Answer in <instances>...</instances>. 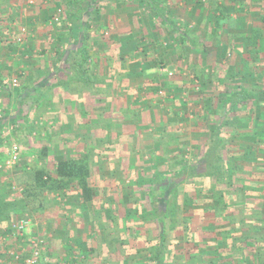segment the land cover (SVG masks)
<instances>
[{
  "label": "crops",
  "instance_id": "1",
  "mask_svg": "<svg viewBox=\"0 0 264 264\" xmlns=\"http://www.w3.org/2000/svg\"><path fill=\"white\" fill-rule=\"evenodd\" d=\"M141 1L145 3L144 5L146 8L152 13L151 15L154 22L157 24L163 23L165 26L169 27L171 34L173 33V36H175V39H173L174 42L169 40V43L166 38L170 36L168 34L169 31L168 33L167 31L165 32L167 36H165L164 39L160 37L157 38L155 35L152 36V33H149L147 30L146 19H141L138 24H135V18H131V23L130 21L125 22L122 21L120 16L116 17L115 13L113 14L115 18L112 19L113 23H110L109 29L112 33V37L99 40L98 36H102L103 34L104 23L96 21L98 14H92L90 18H87V28L85 32V44L87 49H89V51H86V54L89 55L86 63V72L90 80H84L82 82L72 79L71 82H69L68 80L70 79H67V77L72 76L73 71L68 69V63L63 67L62 63L58 61L64 58L70 60L71 56L68 55V48L71 44L75 43L78 36H80L78 34L77 22L80 21L81 18L73 16V18L69 19L67 15L72 8L78 11V13L84 11L83 7L87 1L0 0V123L2 124L0 129V204L7 199L13 200L21 190L20 187L13 188L16 185L14 184L15 172L17 171L14 168L15 165L24 166L26 169L34 166H45L48 170L52 171L54 169L55 158H67L75 154V150L72 148L74 144L78 145V152L82 149H85V151L91 149L93 151L92 153L97 155L99 150L98 147H96V142L99 140L100 121L101 125L106 124V128H104L107 129L106 139L108 143L115 139H126V137L127 139L139 138L135 132V123H145V125H143L144 133L141 134V136L142 138L144 137L143 139L146 141H144L142 146H144L145 149L149 147L148 145L153 149L155 147L157 149H162L163 146H155L153 142L148 143L147 137L149 133L146 132L151 130V127L147 128L149 125L148 123H150V125H158L160 124L159 122L163 121V118L160 117L163 98H168V100L173 101L174 98L176 99L174 93L179 91L180 93H184L190 84L194 85V89H187V91L195 92L199 96H201L199 94L201 91L208 92V86H206V84L205 86L200 85V83H202V77L205 78V76L208 75V79L205 80H209V76H212L209 69L211 66L205 63V59L208 60V54L202 53L203 55H199L198 57V53L193 54L192 51H206L207 47L205 43L209 38L210 43L215 46L214 49L216 48L218 50L213 52V54H209L211 62H213L212 66L218 68L216 66L225 65L223 58L230 54L222 51L223 48L221 45H228V47L230 46V48L235 49L234 47H239L245 43L249 44L255 31L259 30L258 27L254 28L252 26L251 21L252 19H259V14H263L262 12H264V0H214L213 7L212 5L206 6V3L201 4L199 0L198 3L202 6H195L193 2L195 0H188L187 9H185L186 15H188L187 19L174 17L175 21L182 23L188 29L189 41H184L181 40L179 35L176 33L174 34L173 29L168 23L158 20L147 1ZM155 1L159 3L168 14V9L165 8V5H163L164 3H161L159 0ZM182 3L183 2L180 1L179 5ZM98 4L99 3L96 5L92 2L90 11L96 5L94 12L100 13L102 7H98ZM216 7H218L217 9L221 12H216L218 11H215ZM168 15L170 16V14ZM193 15H195V18ZM192 16L193 18H191ZM261 17L264 21V15H261ZM126 23H129V25ZM20 26L26 27L27 32L25 34L19 31ZM134 26L138 28V33H135V35L131 33ZM148 28H152V25L148 26ZM263 33L262 30V36L264 37ZM18 37L23 38V43L16 40ZM259 41L260 40L257 42ZM180 48L186 50V56L183 57V59L186 62L185 68L192 74L191 81L180 82L178 78L176 79L178 74H174V83H171L169 81L172 79L170 77L172 74L171 71L168 73H159L155 71L157 72L158 81L152 86L148 85L147 82L145 83V78L151 76L150 74L147 75V73L151 72L150 69L153 68L146 66V60H148L149 55L155 58L156 56H160L162 59L163 56L172 54L173 51V53H175L176 50L178 51ZM165 49L169 50V52L166 53L164 51ZM180 52H182V49H180ZM255 57L256 55H252V58L258 62L257 59H259V57ZM179 58L182 57L179 56ZM96 59H100L101 61H99L97 65H94ZM116 59L122 62V68L126 70L124 69L125 71L119 74L118 77L116 75L117 79L114 77V79H116L114 81L116 82L111 89V99L108 98L109 102H111V106L114 104V106H112L114 110L112 111V109L110 110L108 108L110 113L107 112L108 116L102 117L100 120V115H103L104 106H99V96L97 98V95L94 94H107L109 89L107 85V89L105 88L104 91L103 88L100 89L97 77L100 74L107 77L114 76L119 68L118 66L116 69V64L113 62ZM189 59H191L192 62L187 64ZM254 65L258 68L257 63ZM254 65L252 66L254 67ZM201 69L203 70L201 71ZM161 70L165 71V69ZM214 70L217 71V69ZM242 71L240 68L233 70L231 75L234 77H241L243 74ZM218 74L221 73L218 72ZM12 75L19 76V80L21 81L14 93L7 87L8 84L5 83L7 79H4ZM232 76H228L230 80L233 78ZM142 80L144 83H142ZM88 83L89 85H87ZM184 84H187L188 87H186V85L184 86ZM240 85H242V83L229 84L224 93L226 94L227 90L236 89ZM244 86H246V84ZM181 87H183L182 90ZM173 90L174 93H172ZM136 92L139 95L135 94L132 96V94ZM145 93H154L157 94V96L160 95L158 99L160 98L161 100L154 101L149 99L150 97L148 98V95ZM121 100L122 103H120ZM136 100L139 105L138 103L135 104ZM116 101L120 104H116ZM130 102H134L132 103L133 106L129 108L131 113L133 114L139 110L142 112L140 114L143 116H139V114L136 116L133 114L134 116H132V119L130 118L131 116H121L120 112L123 113L122 107H125V105ZM177 102L183 106L188 104L185 101L177 100L176 103ZM176 103H174V106ZM202 105L209 108L208 104L204 105L202 103ZM97 107L98 111H96ZM99 107H101L100 111ZM145 112L148 113V115ZM107 113H104V115ZM150 113L156 115V118H152L149 115ZM115 115L118 116L114 117ZM190 121L192 122V120ZM118 123L123 124V127L121 129L116 128V131H114L111 127H114ZM124 125H126L128 130H125L126 127ZM178 128L180 129V127ZM82 132L86 134L85 138L83 134H81ZM178 136L174 131V146L165 147V151L169 148L170 151L172 150L170 152V154L172 153L171 156H174V148L183 147L185 145L182 140H187L185 148H190L194 143H192V141L189 142V139L194 137L183 135L185 137L182 139V136ZM68 140L69 143L66 144V146L69 147L71 143L73 144L72 147H69L67 150L64 146V142ZM13 143H16L19 147L20 159L12 168L6 169L3 162ZM115 150H117V148ZM119 150H123L122 147ZM136 150L137 149H135V151ZM110 152L111 151H108V153ZM125 153L126 150L122 151V156ZM154 153L158 155L159 149L158 151L155 149ZM114 154L120 155L121 153L116 152ZM110 155H112V153L107 156L110 157ZM136 156H139V154H136ZM135 164L134 160V164L131 163L129 168H135ZM182 165L184 164L182 163ZM178 168L179 167H174L170 172ZM14 189H17L18 193H14ZM54 198L56 203L62 205L65 203L66 208L77 206L78 210L74 214V220L70 221V216L72 215H68V217L66 213V219H68V221L59 223L60 225L54 231L49 227L43 231L41 239L45 240V250L42 253L40 264L46 261L53 264L50 258L51 256H49L50 245L53 246L52 244H54L53 247L56 249L60 247L62 249L61 252L67 255L69 254V252H67L69 247L73 250L76 249V251H80V249L83 250V248H87V245L91 246L88 243L89 240L86 233L83 232L81 234L80 232L82 230V227H80L81 221L86 224L87 219L84 215L87 214L88 216V212L82 209V205L79 201L73 198L69 199L68 195L64 197L55 196ZM42 210H44V215H47V212L49 213L47 207H44ZM8 213L7 211H3L0 215V217H2L0 218V236L3 235L0 238L3 239H5V236L9 237L10 235H15L13 231H11V233L8 232L7 222L3 219H8L9 217L11 219V224H13L20 218L18 210L10 211L9 215ZM30 217L33 224L28 233L24 236V240L28 238L34 239L33 236L37 232V229H35L37 221L35 223L34 220L36 219H34L31 214ZM87 234L89 235V233ZM15 236L17 237V235ZM24 242L25 241H23V243ZM47 242H49V247ZM56 244L58 246H56ZM0 248H4L6 253L12 251V248L7 244H3V247L1 246ZM1 253L4 252L1 251ZM72 254L77 261L80 256L78 255L77 258L74 253ZM67 255L63 257L66 260L70 257ZM5 256L8 255L6 254ZM2 257L1 254L0 264H5ZM64 260L63 264H67L66 260ZM18 263L20 264V262Z\"/></svg>",
  "mask_w": 264,
  "mask_h": 264
},
{
  "label": "trees",
  "instance_id": "2",
  "mask_svg": "<svg viewBox=\"0 0 264 264\" xmlns=\"http://www.w3.org/2000/svg\"><path fill=\"white\" fill-rule=\"evenodd\" d=\"M84 1L97 5L96 0ZM145 1L150 4L158 20L168 23L181 40L189 41L188 29L182 23L171 18L155 0ZM87 8L89 10L86 12L79 13L72 8L67 15L69 19L73 16L81 18L77 22L80 36L68 48L70 60L64 58L58 61L63 67L68 63V69L73 71L72 76L67 77L69 82L72 79L82 82L90 80L86 72L89 58L86 51L89 49L85 44V32L87 18L95 12L90 11V4ZM217 8L215 11L221 12ZM260 36V31L256 30L247 46L258 48ZM99 61L101 60L96 59L94 65ZM262 93V90L254 91L242 84L236 89L227 90L220 97L216 104L221 107L219 119L208 130L207 138L199 146L194 144L196 148H200L197 160L169 172L166 180L164 179L167 186L163 185L160 190L156 191L152 183L145 187L154 220L158 222L157 233L153 237L141 234L138 230L142 223H136V227H129L132 229V233L128 235L130 239L124 238L121 232L127 233L128 226L125 225L119 234L117 227L119 224H126V220L116 219L109 214L111 225L101 223L103 229L99 230L100 243L107 246L108 254L118 253L121 264H142L141 253L146 252V264H264V115L252 116L255 108L260 106L259 102H264ZM239 109L247 113L245 117H234ZM230 116L233 118L229 121ZM242 121L250 125L249 129L239 133L238 124ZM1 125L0 123V129ZM105 126L106 124L102 125V128ZM226 126L231 127V132L235 134L225 132ZM92 152L89 149L76 156L55 158L52 171L45 166L23 168L27 178L18 184L21 190L13 200L7 199L0 204V215L3 211L10 213L18 210L19 216L23 217L30 211L42 210L46 207L49 194L63 197L68 195L69 199L79 201L84 211L91 212L96 203L104 202L98 197V188L90 182V164L95 157ZM208 180L213 181V184L208 185ZM157 199L162 200L164 207L156 205ZM182 205L190 206V209L183 211ZM101 208L109 212L115 210L114 205ZM126 212L130 217V212ZM131 217L135 218L134 215ZM167 217L171 220L174 218V230L180 227V248L169 246L165 221ZM3 220H6L8 232L11 233V219L8 217ZM209 222L215 226L207 227ZM85 250L81 251L82 254L76 261L72 256L74 250L69 247V254L65 253V256L70 257L64 259L67 264H85L87 259L100 254L92 246ZM24 257L25 255L19 261L20 264H23L21 261ZM105 262L119 264L108 260Z\"/></svg>",
  "mask_w": 264,
  "mask_h": 264
},
{
  "label": "rangeland",
  "instance_id": "3",
  "mask_svg": "<svg viewBox=\"0 0 264 264\" xmlns=\"http://www.w3.org/2000/svg\"><path fill=\"white\" fill-rule=\"evenodd\" d=\"M97 1H98L97 3H99L98 7H102V9H100V13H94L95 15L98 14L97 16L98 18L96 21H100L104 23V28L102 32L103 34L102 36H98L99 40H105L107 38L112 37V33L110 32L109 29H110V23L111 24L113 23L112 19L115 18L113 17V14L115 13L116 17L120 16L122 18V21H125V22H129L132 17L135 18L134 20L135 24H138L141 19H146L147 30L149 33H152V36L155 35L157 38L160 37L164 39V37L167 36L165 32L167 31L168 33L169 31L168 34L170 36L169 38L168 37L166 38L169 43L170 41L174 42L173 39H175L174 38L175 36H173V33L171 34V30L169 29V27L165 26L163 23L157 24L156 22H154L152 19V15H151L152 13L149 12V10L144 5L145 3L143 1L141 0H97ZM159 1L161 3L162 2L164 3L163 5H165V8L168 9L167 11H168V14H170L171 18L174 19V17L176 18L182 17L184 19H187L188 15H186L185 9H187L188 0H159ZM180 1L183 3L179 5ZM199 1L198 0L193 1L195 3V6L198 5L199 7H201L202 6L201 4L203 3L204 4L206 3V6L207 5H212V7L214 6V2H213L214 0H209V2L208 0H205V1L199 0ZM198 2L201 4H199ZM89 4L91 5V3L89 2L85 3V6L83 7L84 9L83 12H86L87 10H89L87 8ZM94 8L92 9V12ZM262 13L263 14H259L258 16L259 19H252L251 21L252 26L254 28L258 27L260 31V35H261L259 39L260 43L258 42L259 47L257 49L247 46V43L239 47L238 46L234 47L235 49L230 48V46L228 47V45L226 46L221 45V47L223 48L222 51H225L226 53H229L230 55L225 56L223 58L225 61V65H218L217 63L218 66L216 67L218 68H214L212 66L213 62H211L209 54H213V52H215L217 49L216 48L214 49L215 46L214 44L212 45L210 43L209 38L206 40V43H205L207 47L206 51L203 50V52L201 51L199 52L198 50H195V51L191 50L193 54L198 53L197 54L198 57L199 55L202 56L203 54H208L207 56L208 60L205 59V63L206 65L211 66L209 69H210V72L212 73V76L211 75H210L211 77L209 76V80H205V79H208V75H206L205 78L202 77V83H200V85L205 86L206 84V86H208L207 87L208 92L206 93V92L201 91L199 92L201 96H199L197 95V93L189 91L190 89L191 90L194 89V85L190 84L188 87L187 84H184V86L186 85V87H188L186 88V91L184 93H180L179 90H178L179 92H175V93L173 90L172 93L176 95V99L174 98V100L185 101L188 104L183 106L179 104V102L176 103V101L174 100L170 101L168 100V98H166L167 100L163 98L161 102L162 103V108H161L162 113L160 115V117L163 118V121L159 122L160 124L158 125H154V124L150 125V123H148L149 125L147 128L151 127V130L150 131L148 130V132H146V133H149L147 137L148 143L153 142L155 146H163L162 149L158 148L159 149L158 155L154 153L155 149L156 151H158L156 147L153 149L150 145H148L149 147L145 149L144 146H142L144 141H146L143 139L144 137L142 138L141 136V134L144 133L143 125H145V123H141V124L135 123V126H136L135 132L139 138L127 139L126 137V139H118V140L115 139L108 143L106 139L107 129H105L106 127L102 128V125L104 124L101 125V121H100L99 138H98L99 140L96 142V147H98L99 152L97 155H94L95 157H93L91 164H90L91 165L90 182L98 188V191H99L98 197H100V199L104 200V202L106 203L102 201H100L99 203H96V205L94 206V209H92L93 211L92 210L91 212L87 211L88 216L87 214L84 215V217H86L87 219L86 224H84L81 221L80 227H82V230H83V231L82 230L80 231L81 234L85 232L89 240L88 243L92 247H95L98 251H100V254H98L97 256L87 259L85 264H106L105 262L106 260H108L111 263L112 262L118 263L119 260L121 259L118 253L108 254V249L106 248L107 246L102 245L100 243L101 238H100L99 230L103 229L101 226V223L106 222L109 225H111V223H109V220H108L109 214H112L113 216H115L116 219H121L122 221L126 220V224H121V225L119 224V226L117 227L118 229L117 234L120 233L121 229L123 230L125 225H127L128 228L129 227L133 228V227H136L137 225L136 223H142L141 228H139L138 230L141 234H144V235L147 234V236L149 235V237L150 236L153 237L157 233L158 222L157 220H154L152 210L150 209V206H149L148 197L145 195L146 194L145 187L148 185V183H152V186L156 189V191L160 190L163 185L167 186L164 179L166 180L165 176L169 175L168 173L170 172V170L174 169V167H180L182 163L183 164L192 163L195 160H197V155L200 151V148H196L194 144L199 146L200 143H202L205 140V138H207L208 130H211L214 127V124L216 123V121L219 119L221 107L216 105V102L218 103V101L220 100V97L223 96V93L225 89L228 88L227 86L229 84H239V83L241 84L242 83L243 85L246 84L247 87L254 89V91L262 90L264 92V37L262 36V30L264 32V28H263L264 21L262 20V17H261V15H264V12ZM193 16L195 18V15ZM193 16L191 18H193ZM212 21H213V18H212ZM131 22L132 21H130V23ZM126 24L129 25V23H126ZM150 25H152V28H148V26ZM19 31H22L23 34H25L27 32V29L24 26H20ZM131 33H133L134 35L135 33H138V28L134 26L133 31ZM18 39H21V42L23 43L22 37H18L16 40L18 41ZM180 49H182V52H180ZM180 49L178 50L179 52L176 50V52L173 53L174 52L173 51L172 54H168L167 56L165 55L163 56L162 59L160 56H156L155 58L149 55L148 60H146L148 65L146 64V66L153 67V68L150 69L151 72L147 73V75L149 74L151 75L150 76L151 78L147 76L145 78V83L147 82L148 85L152 86L154 85L156 81H158L157 79L158 76L156 75L157 72L168 73L170 71L172 73L170 75L172 79L169 80L171 83H174V74L175 75L178 74L176 79L178 78L180 82H183V81L188 82V80L191 81L192 74L187 71L188 70L187 68H185L186 62L183 59V57L186 56L185 54L186 50H184L183 48H180ZM164 51L166 53L169 52V50L167 49H165ZM252 55L253 56L256 55L255 58H257V56L259 57V59H257L258 62L252 58ZM179 56L182 58H179ZM174 57L176 60L174 59ZM113 62L116 64V69L119 66L118 72L114 76L107 77L105 75L100 74L97 77L99 87L103 88V91H104L107 85L109 89L107 94L106 93L105 94H100V93L94 94V95H97V98L99 96V106H104L103 115H100L101 117L100 120L102 119V117H107L108 116L107 112L110 113L112 106H114V104L111 106V102H109L108 100V98L111 99V93H112L111 89L113 88V85L116 82L114 80L117 79L119 74H122L123 71L126 70L125 68H122L123 64L120 60L116 59ZM187 62H188L187 64H190L192 60L189 59ZM256 63L258 64L257 66L258 68H256V66L254 65ZM252 65H254L255 68ZM239 68L241 69V71L243 70L242 71L243 74L241 75V77L232 76L231 72ZM161 69H165V71ZM214 69H217V71H215ZM202 70L203 69H201V71ZM212 71H214L215 73ZM218 72H220L221 74H218ZM229 75L230 77L231 76L233 77L231 80H230V77H228ZM12 77L18 78V85H19L21 82L19 80L20 78L19 76L12 75L10 77H5L4 79L5 80L9 78L11 79ZM114 77L116 79H114ZM142 83H144L143 80H142ZM6 84H8L7 87H9L11 91H13V93L16 92V88L18 86L13 87L9 83H6ZM182 88L183 87H181V90ZM187 89L189 90L187 91ZM135 94H138V93L137 92L133 93L132 96ZM145 94L148 95V98L150 97L149 99H152L154 101L161 100L160 98L158 99L160 95L157 96V94H154V93H145ZM118 103L119 102H117L116 104ZM120 103H122V100L120 101ZM132 103L134 102H130L129 104H126L125 107L124 106L122 107L123 113L120 112L122 117L123 115H126L128 117L131 116L130 118L132 119V116L134 115L137 116L139 114V116L140 115L143 116L142 114H140L142 112L139 111L138 109H137L138 110L137 112L133 113L134 115L131 113V110H129V108L133 106ZM137 103L138 102L136 100L135 104ZM174 103H176L175 106H174ZM202 103L204 105L208 104L209 108L204 107ZM259 103H260V106H257V108H255V112H253L254 114L252 113L253 117L255 115L256 116L264 115V102H259ZM100 110H101V107H99V111ZM113 110L114 109H112V111ZM96 111H98V107L96 108ZM175 112H176V115H175ZM104 113H107V114L104 115ZM146 114L148 115V113ZM246 114L247 113L245 111H241L239 109V111L235 113L234 117H238V116L245 117ZM149 115L152 118L153 117L156 118V115H154L153 113H150ZM117 116L118 115H115L114 117H117ZM232 118L233 116H230L229 121L232 120ZM190 120H192V122ZM122 125L123 124L118 123L114 127L112 126L111 128L114 131H116L115 129L116 128L121 129L123 127ZM249 125L246 124L244 121L238 124V126L240 127V129L238 130L239 133L244 132L245 130L249 129L248 127ZM124 126L126 127V125ZM178 127H180V129ZM125 130H128L127 127L125 128ZM174 131L177 134V136L178 135L182 136V139L185 136L194 137L192 138L193 140L189 139V142L192 141V143L193 142L194 143L193 145H191L192 147L190 146V148H185V145L187 144V140H182V142L185 145L183 147L174 148V151H173L174 156L173 155L171 156L172 153L170 154V152L172 150L170 151V148H169L168 150L165 151V147L171 146V145L174 146ZM226 131L230 132L231 134H235L234 132H231V127L229 128L226 126L225 132ZM81 134H83V137L85 138L86 134L84 132H82ZM68 143H69V140L67 142L66 141L64 142V146L66 147L67 150L69 147H72V144H73L71 143L70 146L68 147L66 146V144ZM77 146H78L77 144H74V146L72 147L75 150L74 152L75 154L73 156L87 152L85 151V149H82L80 152H78L77 149L79 148ZM121 147L123 150H119ZM116 148L117 150H115ZM88 149H89V146H88ZM135 149L137 150L135 151ZM124 150H126V153L122 156V151ZM108 151H111V152L108 153ZM116 152L121 153V154L120 155L114 154ZM111 153L113 156L110 155V157H108L107 155ZM100 154L102 155L100 156ZM136 154H139V156H136ZM134 160L136 163L135 164L136 167L129 168L131 163L134 164ZM50 166L52 167V165ZM248 166L249 165H246V167ZM131 167H134V166H131ZM23 168L26 169L24 166H21V165L15 168L17 171L15 170L16 172H15V183L14 184L16 185L14 187L21 188V186H19L18 184L22 180H25L27 178V173H25ZM111 176H113L114 178ZM207 184L211 185L213 184V181L208 180ZM13 191L14 193L15 192L18 193L17 189H14ZM54 197H55L54 194H49L46 198L45 206L49 209V213L48 212L46 213L47 215L43 214L44 210H39V209L29 212L32 215V217L36 219L34 220L35 223L37 221L36 223L37 225L35 226V229H37V232L34 234L33 236L34 238H39V237L41 238L43 231H45L47 227L51 228V230L54 231L60 225L59 223H62L63 221L64 222L68 221V219H66V213H67V216L72 215L70 216V221L74 220L73 217H75L74 214L78 210V207L75 206L73 208L72 207L66 208L65 203L64 205L56 203ZM181 199L182 197L180 196L179 202H181ZM162 203L163 202L161 199L156 200L157 206L164 207ZM109 205L110 206L114 205L115 210L112 209L113 211L109 212V210L107 209L106 210L102 208L100 209V207H103V206L107 207ZM127 206L130 207V210H128ZM182 209L183 211H185L186 209H190V206L187 207L185 205H182ZM126 211H129L131 216L134 215L135 218L131 216L129 217L126 214L127 213ZM165 221L167 225V233H168L167 239H168L169 246L170 247L172 246V248L175 247L176 249L180 248L182 246V241H181L182 235L179 234L180 227L174 230V226H172L174 225V218L171 220L170 217H167ZM206 225L207 227L211 225L215 226L212 222H209V224H206ZM108 228L111 229V227H108ZM128 230H127V233L124 231L123 232L124 234H122L121 232V236L124 238L127 237L128 239H130L128 235L132 233L131 231L132 229L129 228ZM87 233H89V235ZM105 237L109 238L106 235ZM210 237H207V238L211 240L212 238ZM29 240L30 238L26 239L27 242L23 243L20 237H16L15 235L14 236L10 235L9 237L5 236V239L0 238V247L1 246L3 247V244H7L9 245L10 248H12L13 251H17L18 253H20V256L22 258L25 253V251L23 250L25 247H27L28 245L27 243L29 242ZM48 243L49 242H47V245ZM52 245L54 246V244ZM53 246L50 245L49 256H51L50 257L51 261L53 262V264H63V260H64L63 257L65 256L64 252H61L62 249L60 247L56 249ZM56 246L58 245L56 244ZM87 247L89 246L87 245ZM83 249L84 251H86L85 250L86 247ZM1 251L4 253H1ZM81 251H82L81 249L80 251L79 250L76 251V249L74 250V254L76 255L77 258H78V255L81 256L82 254ZM1 254L3 256L2 260L5 261V264H13V263L19 264L12 257H10L9 253H6V250L4 248H0V255ZM6 254L8 256H5ZM146 254L147 252L141 253L142 259H140V261L142 262V264H146V261H147ZM119 264L121 263L119 262ZM131 264H138V263H131Z\"/></svg>",
  "mask_w": 264,
  "mask_h": 264
},
{
  "label": "built area",
  "instance_id": "4",
  "mask_svg": "<svg viewBox=\"0 0 264 264\" xmlns=\"http://www.w3.org/2000/svg\"><path fill=\"white\" fill-rule=\"evenodd\" d=\"M24 30V29H23ZM21 42V39H18ZM6 83H9L11 86H18V78L12 77L11 79H7ZM20 159V150L16 143L11 144L8 156L4 161V167L6 169L12 168L15 164L18 163ZM15 188V187H13ZM33 222L29 214H25L23 217L18 218L13 224V233L20 237L23 241L24 236L28 233L31 228ZM22 237V238H21ZM27 247L24 248L25 257L22 259L23 264H40L42 253L45 250V241L41 238H32L27 243ZM10 257H12L15 261L19 262L21 260L20 253L17 251H10Z\"/></svg>",
  "mask_w": 264,
  "mask_h": 264
}]
</instances>
